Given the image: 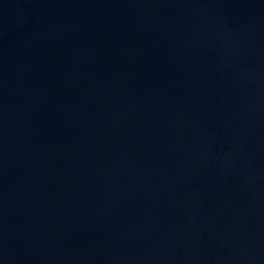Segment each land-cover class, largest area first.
I'll return each instance as SVG.
<instances>
[{
    "label": "water",
    "instance_id": "water-1",
    "mask_svg": "<svg viewBox=\"0 0 264 264\" xmlns=\"http://www.w3.org/2000/svg\"><path fill=\"white\" fill-rule=\"evenodd\" d=\"M57 264H264V0H65Z\"/></svg>",
    "mask_w": 264,
    "mask_h": 264
}]
</instances>
